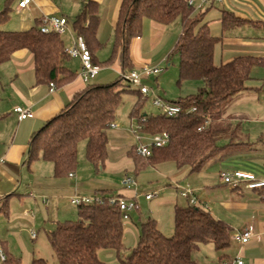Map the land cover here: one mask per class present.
I'll list each match as a JSON object with an SVG mask.
<instances>
[{"label": "trees", "instance_id": "trees-1", "mask_svg": "<svg viewBox=\"0 0 264 264\" xmlns=\"http://www.w3.org/2000/svg\"><path fill=\"white\" fill-rule=\"evenodd\" d=\"M9 8L10 1L6 0L0 10V25L9 21ZM194 10L195 6L190 5L189 0L121 2L114 29V49L108 62H119L120 71L133 68L131 43L142 35L144 19L169 25L180 18L182 31L174 48L180 55L178 83L186 80H201L204 83L196 93L173 101L183 108L177 118H169L162 113H141L140 105L144 97L138 90L139 100L131 112L132 118H138L144 134L168 131L171 140L163 147H154L148 157L137 154V144L128 149L127 155L133 159L135 168L125 174L132 173L135 179L142 170L164 162H173L177 167L188 165L193 173L201 171L211 161L222 159L226 145H221L219 141L230 131L228 123L220 121L223 109L230 100L248 89L247 81L251 78L252 68L259 63L257 57L250 55L215 63V47L224 39V33L246 20L232 10L222 8V34L216 35L209 21L205 20L208 10L196 15ZM99 22V2L82 0L72 28L85 39L93 62L102 67L96 55L101 45L97 36ZM40 24L41 18H38L36 24L26 30L0 29V65L9 61L15 52L26 49L33 55L37 81L63 86L77 75L67 63L70 56L66 53V41L54 31L42 32ZM123 84L125 82L119 75L113 82H88L76 91L70 102L33 134L28 165L42 159L53 164V175L57 178L75 174L79 165V143L85 140L87 159L96 170L104 168L109 158L107 131L115 123L122 93L125 90L137 91L124 88ZM193 107L195 110L191 111ZM207 118L211 121L205 125ZM257 190L264 193V188ZM101 194L105 197L113 195ZM114 195L127 197L121 193ZM77 206L78 219L59 220L53 229L47 231L58 264H107L101 258L102 250H114L120 255L125 249V218L122 212L117 205L108 202ZM233 232V226L216 217L206 203L197 201L186 206L175 205L172 236L165 235L155 220L148 219L142 223L137 244L119 259L122 264H197L193 257L195 249L210 242L217 250L225 249L231 245ZM4 252L6 259L0 264H20L18 259L6 250ZM32 264L49 263L42 258H34Z\"/></svg>", "mask_w": 264, "mask_h": 264}, {"label": "crops", "instance_id": "crops-1", "mask_svg": "<svg viewBox=\"0 0 264 264\" xmlns=\"http://www.w3.org/2000/svg\"><path fill=\"white\" fill-rule=\"evenodd\" d=\"M97 1L99 2L100 15L97 36L100 40L106 27L115 29L122 0ZM81 4L82 0H77L75 11H72L73 14L79 13ZM220 5L246 20L241 25L231 29L234 32L233 38L226 36L222 40L223 51L220 62H228L241 55H250L257 57L259 63L252 68L251 78L247 81L248 89L237 96L236 110L235 112L230 110L232 114L228 115L230 120H223V118L220 120L228 123L230 131L221 138L220 144L226 145V148L224 157L217 160L216 164L220 166L218 172L241 169L252 171L257 176L264 177V0H225ZM65 8L63 4H58L54 0H36L30 4L29 8L23 10L33 11L34 19L31 22L28 19L27 24L35 25L37 19L44 15L67 17L64 13ZM20 12L17 11V13ZM147 23L148 29L140 37L133 39L131 43V57L134 67L137 68H141L145 64H155L152 63V58L157 56L163 57L158 62L163 64L168 55H160V53L154 56L153 52L166 45L165 38L168 32L166 29H173L171 27H176L177 23V27H180L181 19L176 18L169 25L145 19L144 26L146 28ZM65 41L67 45L70 44L71 37ZM71 58L78 60L75 65L78 71L81 70V60L78 57ZM4 65H10L12 74L3 90L0 91V157L2 158L0 161V217L4 218L6 223L10 225L13 224L14 226L19 223V226L21 224L19 230H27V234L35 230L38 237L37 220H42L46 225H50L47 231L53 229L56 222L66 218L70 211L66 205L68 196L89 190L90 187L86 181L92 180L93 176L85 180L83 176L75 172L74 176L57 178L53 175V164L42 159L36 160L29 166L27 161L32 136L48 119L62 110L70 102L73 94L84 88L90 80L82 85L75 77L63 86H56L52 92L49 84L37 81L33 55L26 49L15 52L9 61L2 63L0 73ZM68 66L71 68L70 64ZM111 67L118 74L120 73L119 62ZM101 71L102 67H100L97 75ZM97 75L93 78H96ZM76 76L78 77V75ZM16 106L30 108L33 116L20 119L18 113L14 111ZM164 163L145 169L143 175L146 178L156 175L166 176L161 170L162 166L159 167ZM45 167L51 171L47 175L48 177L44 173ZM134 168L133 159L127 155L118 163L108 158L105 167L101 169H107L112 173H125L126 171H133ZM40 177L47 180H40ZM194 185L199 188H193L195 196H197V191L201 192L205 186L208 187V185L202 187V184ZM188 186L190 185L188 184ZM137 190L133 189L125 196H138ZM235 192L240 194V191ZM120 193L123 194L122 191H119L118 194ZM247 195L248 202L236 206H227L226 211L238 213L240 215L238 218L233 216L228 220L226 219L228 217L221 215L222 212L219 213L217 210L214 213L211 207L209 208L216 217L229 222L234 231L249 225L254 227L259 233L260 239L252 238L243 245L239 243L241 249L237 253V257L241 258L244 264H262L264 263V193H261L260 190H253ZM239 197L244 196L241 194ZM45 198L47 199L46 202L44 201ZM198 200L201 199L198 197ZM27 218H29L26 221L29 224L28 227L26 222H22ZM0 234L6 236L2 232ZM2 240L6 242V239ZM3 241H0V248H4L8 253L12 248L8 245L4 246ZM103 253L107 257L112 252L103 250ZM213 256H216L217 260L211 264H230L225 261V258L218 257L216 252L213 253ZM194 259L197 264H202L200 259Z\"/></svg>", "mask_w": 264, "mask_h": 264}, {"label": "rangeland", "instance_id": "rangeland-1", "mask_svg": "<svg viewBox=\"0 0 264 264\" xmlns=\"http://www.w3.org/2000/svg\"><path fill=\"white\" fill-rule=\"evenodd\" d=\"M5 1L6 0H0V10L3 8ZM8 1H10V19L7 23L0 25V29H29L33 24L29 25L27 22L28 19H30V22L34 19L35 15L33 14V11L23 10L20 13H17L15 10L17 0ZM54 1H56L58 4H63L64 7H66V11L64 13H66L67 18L69 19L70 29H68L62 36L65 40H68L71 37L70 31L73 30L72 22L76 14H73L74 12L72 11H75V4H77V0ZM199 3L200 0H194L195 10L193 14L196 15L208 10L205 15V20L210 22V27L214 34L221 35L222 26L220 21H218V18H220L222 14V5H220L217 0H214L213 6L211 5V2L209 5L205 4L203 8H198ZM144 22L145 19L143 21L142 34H144V31L148 29V23L146 28L144 26ZM177 26L178 23L176 24V27ZM176 27H171L173 29H166L168 30L167 37L165 38L166 45L156 49L155 52H153L154 56H157L160 53V55L168 56L163 62L165 67L164 72H162L157 77H151L145 80L152 90L148 96L143 95L144 98L140 105L141 113L143 114L158 115L161 113V110L153 104L152 98L154 95H161L163 98L169 101H175L181 97H186L187 95L196 93L198 89L204 85L201 80H186L182 83H178L180 55L174 48L182 31V21L180 27ZM233 33L234 32L232 30H228L224 33V37L227 36L228 38H233ZM100 42L101 45L96 50V55L102 65V71L97 75L96 78L90 79L89 82L106 84L115 81L120 74L112 69L111 66L114 65V62H108V59L113 53L115 44L114 28L112 29V27L109 26L106 27ZM69 45L70 44L67 46ZM222 49V43H218L215 47L216 63H221ZM152 59V63H158L163 59V57L161 58L157 56ZM77 62L78 60L69 57L67 63L71 65V68L74 72L78 73V77L76 76V79H78L82 85H85L87 82L82 80L80 76L81 70L78 71V68L75 65ZM9 66L10 65H4L0 73V91L3 90L7 81H9L10 75L12 74ZM123 87L137 91L125 90L122 93V100L116 112L114 123L116 126L110 127L107 131L109 159L117 163L120 162L124 156H127V151L132 145L137 144V139L132 129L137 128V126L140 124L137 117L132 118L131 116V112L139 100L138 88L134 85H129L126 82L123 84ZM237 101L238 99L235 97L226 104L225 108L223 109V120H230L228 115L232 114L231 111L235 112V104H237ZM146 141H148V139ZM221 141L222 140H220L219 143H221ZM78 158L79 165L76 171L77 174L83 176V179L85 180L93 176V178H91L92 180L88 179V181H86L90 189L83 190L78 193L92 196L99 192L118 194L119 191H122L123 195H127L126 193L133 191V189H138L137 207L130 212V217L124 219L123 242L125 249L120 253V255H118L116 251L111 250V255L107 257L104 255L102 250V253H100L101 258L103 260L105 259L107 264H122L119 258L128 254L130 250L137 244L141 233L142 223L148 219L155 220L158 228L165 235L169 237L173 235L175 205L186 206L189 204V200L180 194V189L177 188V183L181 184L182 187H187L189 184V187L192 189H199L198 186L194 184H202V187L208 185V187L205 186L203 191L196 192V195L201 199L198 201H200V203L207 202L208 204L206 203V206L211 207L214 213H216L215 211L218 210L219 213L222 212V216L228 217L226 218L228 220L230 217L235 216L238 218L240 215L238 213L226 211L227 206H236L243 204L244 202H248L247 194L249 192H253V190L244 187L233 189L228 184L223 183L219 177L218 171L220 170V166L219 164H216L217 161H211L201 171L193 173L190 172L188 165L177 167L173 162H166L162 165H159V167L162 166L161 170L166 176L156 175L151 176V178H146V176L143 175L144 169L139 174H136L138 177L136 186L128 188L122 185V180L125 173H112L107 169H95L94 165L86 157L85 140H82L79 143ZM47 168L45 167L44 170L46 176L49 174V172H51L50 169L48 170ZM40 180L44 181L47 179L40 177ZM234 190L240 191V194ZM154 191H158L156 197L150 200L146 199L145 194ZM74 194L75 193L72 195ZM241 194H243L244 197H239ZM70 196L68 197L70 198ZM197 196L196 198L198 199ZM68 200L66 205L69 207L70 211L67 213L66 218L64 217L62 219L63 221L70 219L74 220L78 219L79 217L78 206L71 204ZM28 220L29 218L22 222L24 223ZM18 224H15L14 226L13 224L10 225L6 223L4 218L0 217V233L2 232L4 235L8 236H1L0 234V241H3L2 239H6V242L3 241L2 244H4V246H11L12 249L9 250L8 253L14 258L18 259L20 264H32L34 258H42L49 264H58V257L52 248L47 235V230L50 225H46L42 220H37L36 224L38 237L35 240H32L30 239V235L27 234V230H19L21 224L19 226ZM26 225L27 227L29 226L28 222H26ZM240 249L241 245L235 240H232L231 245L222 250H217L212 242H210L207 244H202L199 249H195L193 255L197 260L200 259L199 261L202 264H211L217 260L216 256H213V253L216 252L217 256L220 258H225L227 263L236 264L237 253L240 251Z\"/></svg>", "mask_w": 264, "mask_h": 264}, {"label": "built area", "instance_id": "built-area-1", "mask_svg": "<svg viewBox=\"0 0 264 264\" xmlns=\"http://www.w3.org/2000/svg\"><path fill=\"white\" fill-rule=\"evenodd\" d=\"M34 1L36 0H18L16 10L20 12L25 8H29L30 4ZM224 1L225 0H217V2L221 4L224 3ZM210 3L211 0H200L198 8H203L205 4L209 5ZM189 4L194 5V0H189ZM69 26L70 22L66 16L44 15L41 18L40 30L44 33L54 31L60 35H63L68 29H70ZM70 33L71 43L66 47V53L70 57H78L81 60L82 68L80 76L84 81H89L97 75L100 70V66L93 62L91 52L83 36L76 34L74 30H71ZM164 69L165 67L161 63L145 64L141 68L133 67L125 71H120V76L124 82L128 83L129 85L136 86L144 96H148L152 88L148 86L145 80L147 78L159 76L164 71ZM55 88V83L51 82L50 90L53 92ZM152 101L153 104L157 106L161 110V113L166 117L177 118L183 112V108L180 104L169 101L163 98L161 95H154ZM194 110L195 107H193L191 111ZM14 111L18 113L20 119L33 116V112L27 107L16 106ZM210 121L211 120L207 118L205 120V125L209 124ZM112 126L115 127L116 124H112ZM142 128V124L140 123L137 128L132 129L137 139V154L143 157H148L152 155V150L154 147H163L170 143L171 137L168 131H162L155 135H148L142 132ZM147 139L148 141H146ZM1 160L2 158L0 157V161ZM69 175L74 176V173H70ZM219 177L223 183L228 184L232 188L239 189L240 187H244L251 190L264 188V177H259L252 171L241 169L222 170L219 173ZM136 182L137 181L134 175L132 173H127L123 177L122 185L124 187L131 188L136 186ZM177 188L180 189V194L183 197H186L191 204L197 203L198 200L192 188L189 186L182 187L179 183H177ZM157 194L158 191L149 192L145 194V197L146 199L150 200ZM45 199L44 201H46ZM70 202L73 205L108 202L112 205H117L122 212L123 217L126 219L130 217V212L137 207V196L123 197L113 194L105 197L101 193H95L92 196L75 193L70 197ZM29 235L31 239H35L37 237L35 230L30 231ZM252 238L260 239L259 233L256 232L252 225L246 226L241 230H235L232 234V239L242 245L249 242ZM0 259H6V254L3 248H0ZM236 264H244V261L237 257Z\"/></svg>", "mask_w": 264, "mask_h": 264}]
</instances>
